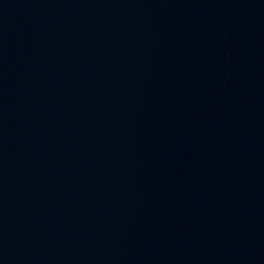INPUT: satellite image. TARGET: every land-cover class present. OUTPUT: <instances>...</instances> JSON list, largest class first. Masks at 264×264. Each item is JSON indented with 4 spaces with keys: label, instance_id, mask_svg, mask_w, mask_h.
<instances>
[{
    "label": "water",
    "instance_id": "obj_1",
    "mask_svg": "<svg viewBox=\"0 0 264 264\" xmlns=\"http://www.w3.org/2000/svg\"><path fill=\"white\" fill-rule=\"evenodd\" d=\"M0 264H264V0H0Z\"/></svg>",
    "mask_w": 264,
    "mask_h": 264
}]
</instances>
